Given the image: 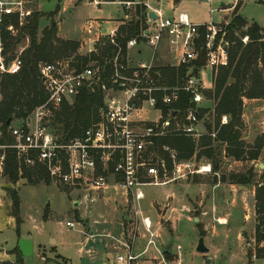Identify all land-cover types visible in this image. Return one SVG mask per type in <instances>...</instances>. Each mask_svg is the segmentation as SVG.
<instances>
[{"label":"built area","instance_id":"2783aa9c","mask_svg":"<svg viewBox=\"0 0 264 264\" xmlns=\"http://www.w3.org/2000/svg\"><path fill=\"white\" fill-rule=\"evenodd\" d=\"M164 1L118 2L126 21H131L129 15L135 13L136 7L144 9L145 17V29L126 42L124 52L116 42L118 28L103 32V22L96 26L86 23L84 32L88 40L84 56L96 53L97 46L108 45L115 49L109 59H103L109 66L106 82L102 75L105 69L95 64L77 70L73 59L41 63L38 75L46 101L25 120L12 121L5 134L0 126V177L4 176L7 151H12L19 166H42L51 181L63 188L83 192L84 199L90 194L112 193L124 201L135 233L143 229L148 237L143 252L134 255L131 246L136 235L122 233L115 241L123 249L117 256V264H134L149 248L157 250L154 240L157 234L152 231L150 218L144 216L141 209L145 200L143 188L187 182L193 177L216 176L208 161L197 160L195 155L180 160L175 149L158 145L156 141L181 135L197 142L205 135L199 130L203 123L199 112L204 109L203 92L206 90L201 73L209 69L215 74L219 68L227 67L228 43L224 30L230 23L220 25L212 21L215 13L224 11L219 6L212 7L217 0H206L210 21L201 26L192 24L185 13L166 17L162 11ZM174 1L167 0L173 4ZM238 2L230 0L229 4L236 7ZM91 4L97 7L102 1L92 0ZM150 12L154 14L153 19L148 16ZM13 14L22 23L29 12L24 9L22 0H0V22L3 15ZM200 28L204 31L202 38ZM8 30L13 32L12 27ZM241 42L246 45L248 37L241 38ZM140 48H146L147 52L142 55ZM132 49L137 58L135 64L130 57ZM200 52L204 54L205 64L194 75L193 64L199 60ZM183 66L187 67L184 79L174 85L168 84L163 70L177 71ZM18 69L17 60L5 66L0 58L1 74H14ZM81 91L101 95L97 120L81 137L59 143L51 130L55 115L63 104H71ZM182 94L188 96L190 104L177 110L175 106ZM226 123V118L222 117L220 124ZM209 136L214 139L216 133ZM217 223L222 224L220 220ZM65 225L74 228L73 223ZM256 247L264 250V241L258 246L255 244ZM252 259H255L254 253ZM0 264H17V261L4 253L0 255Z\"/></svg>","mask_w":264,"mask_h":264},{"label":"rangeland","instance_id":"374dc122","mask_svg":"<svg viewBox=\"0 0 264 264\" xmlns=\"http://www.w3.org/2000/svg\"><path fill=\"white\" fill-rule=\"evenodd\" d=\"M229 1L217 0L212 6L224 10L212 16L214 23L229 24L234 17H240L247 22L243 30L251 24L264 28V0H239L236 7ZM22 2L29 13L43 14L38 38L52 23L59 40L75 41L82 37L79 29L87 20L114 22L122 17V8L116 3L107 2L96 7L90 4L92 0ZM165 2L167 0L163 3L165 16L171 17L172 9ZM56 9L58 12L49 16ZM133 13L129 17L133 18ZM178 13H186L194 25L210 21L206 0H181ZM109 26L104 24L101 30L105 32L113 25ZM27 45L28 41H24L17 48L18 55ZM130 57L134 58V49ZM134 60L133 64L137 58ZM204 80L206 84L211 82L210 71L205 72ZM243 102L240 135L241 140L251 146L264 134V101ZM260 165H264V150L256 162H234L222 157L216 176L196 180L193 177L187 182L143 188L145 200L141 209L144 216L150 218L152 231L157 234L154 239L157 250L149 248L134 264H264V259L248 257L249 252L255 253L259 226L253 209L255 187H238L220 181L223 175L244 173L251 167L259 174L263 170ZM213 178L216 183L210 184ZM11 190L19 200L18 227L12 216ZM83 195L79 190L63 188L54 181L31 184L20 179L12 185L4 174L0 177V255L6 253L15 257L17 240L25 239L32 242V254L23 258L22 264H117V256L123 249L115 241L122 233L136 235L131 246L134 255L144 250L148 236L143 229L135 233L131 221L125 220L126 210L118 197L112 193H98L84 199ZM92 197L94 201H90ZM75 203L77 207H73ZM218 220L222 224H218ZM66 222L73 223L74 228L66 227ZM197 224L205 233L203 243L208 250L205 254L196 251L200 238ZM15 229H18V237ZM165 250L169 251L167 259Z\"/></svg>","mask_w":264,"mask_h":264},{"label":"trees","instance_id":"16d2710c","mask_svg":"<svg viewBox=\"0 0 264 264\" xmlns=\"http://www.w3.org/2000/svg\"><path fill=\"white\" fill-rule=\"evenodd\" d=\"M141 2L143 0H107L114 2ZM176 1V0H175ZM174 1V3H176ZM56 9L52 16L58 12ZM43 14L30 12L22 23L16 15H3L0 22V58L5 66L17 60L19 69L14 74H0V126L3 134L6 132L5 124L12 121L25 120L32 111L46 101L41 81L38 75V65L66 59H73L76 69L82 70L90 64H95L105 69L103 81L106 82L109 74V66L103 59H109L113 47L108 45L97 46L96 53L88 56L77 54V44L62 41L57 38V29L52 23L43 29L41 38H38L39 22ZM247 22L240 17H234L225 28V41L228 43L227 67L219 68L214 74L213 87L210 91H204L203 95L208 104L199 112V119L205 124V135L197 142L184 136H173L158 139V145H166L177 151L180 160H188L193 155L197 160L205 159L217 172L221 165L222 157L232 159L234 162H256L264 150V134L248 146L241 140L240 129L243 126L242 115L244 104L247 101H264V28L251 24L246 30ZM12 27V31L8 28ZM145 29L144 9L136 7L132 20L118 27L117 45L123 50L130 39L136 38ZM202 38L203 28L199 29ZM248 37V43L242 44L241 38ZM200 38L199 41L202 39ZM28 41L26 48L18 55L17 48ZM205 64L204 54L200 52L199 60L193 64V74ZM186 66L174 70H163L167 75V83L174 85L184 79ZM102 104L101 95L98 92L89 93L81 91L71 104H63L56 113L51 130L57 137V141L68 142L79 138L85 130L97 120V110ZM188 96L182 94V98L175 106L181 110L188 106ZM227 117V123L221 125L222 117ZM204 119H206L204 121ZM216 133L214 139L209 135ZM10 141V139H8ZM5 177L15 185L20 179H25L31 184L40 181L51 182L45 169L40 165L32 168L19 166L12 151H7ZM200 177H194L198 179ZM257 178V180H256ZM194 180V181H195ZM221 182L237 185L238 187L254 186V214L258 222L255 236L256 246L264 241V169L255 172L254 167L247 168L244 173L221 176ZM213 178L210 184H215ZM12 216L18 227L19 200L14 190H11ZM199 237L204 238L205 233L197 224ZM15 234L19 236L18 229ZM17 264H22V256L17 247L14 250ZM166 259L169 251L164 252ZM255 259H264V250L255 248ZM253 253H248L251 259Z\"/></svg>","mask_w":264,"mask_h":264},{"label":"crops","instance_id":"0c3cea01","mask_svg":"<svg viewBox=\"0 0 264 264\" xmlns=\"http://www.w3.org/2000/svg\"><path fill=\"white\" fill-rule=\"evenodd\" d=\"M180 2H181V0H179V2L176 4V3H171V2H166L165 4H167L168 6H170V8L172 9V12H173V14L171 15V17H175L177 14H179L178 13V5L180 4ZM118 4V2H114V4ZM91 4V3H90ZM102 4H107V2H102ZM102 4H100L99 6H97V7H100ZM110 4H113V3H110ZM121 7V6H120ZM122 8V7H121ZM164 7H162V11H163V13H164V9H163ZM64 11V10H63ZM122 11V17L120 18V19H118V20H116V21H114V22H111V21H105V22H103V21H100V22H103V24L102 25H110V24H112L113 26H112V28H118L119 26H121V25H123V24H125V23H127L128 21H126L125 19V14H124V12H123V10H121ZM165 14V13H164ZM186 14V13H185ZM188 16V15H187ZM130 18V17H129ZM132 18V17H131ZM188 18H189V16H188ZM132 20V19H131ZM189 20H190V22H191V19L189 18ZM88 22H90L91 23V25L92 26H96V24L98 23V21H89V20H87L81 27H80V29L79 30H81V35H82V37L80 38V39H78V40H75V41H73V40H67L68 42H73V43H76L77 44V54L79 55V56H84V53H85V50H87V47H86V42H87V40H88V36L85 34V32H84V27H85V24L86 23H88ZM193 23V22H192ZM194 24V23H193ZM202 24V23H201ZM110 27V26H109ZM108 27V28H109ZM94 29H96V28H94ZM64 41V40H63ZM141 49V53H142V55L143 54H145V52H147V49L146 48H140ZM143 49H145L146 51H144ZM133 64V63H132ZM210 71L209 69H205V70H203L202 71V73H201V79H202V82H203V85H204V87H205V91H210L211 89H212V87H213V78H214V74H213V72L212 71H210V73H211V82L209 83V84H206V82H205V80H204V76H205V72L206 71ZM243 101H246V102H255V101H247V100H243ZM244 103V102H243ZM206 104H208V100L205 98V102H204V107H206ZM224 117V116H223ZM226 118V120H227V117H225ZM228 121V120H227ZM199 130H200V132L204 135L205 134V124H201V125H199ZM205 160V159H204ZM113 196H115V195H113ZM116 197H118V199H120L121 200V205H122V207L126 210V213H124L125 215V220L127 221L128 220V216H127V209H126V207H125V204H124V201L119 197V196H116ZM116 240H119V239H116ZM116 243V242H115ZM116 245H117V243H116ZM143 252V251H142ZM141 253V252H140ZM140 253H138V254H140Z\"/></svg>","mask_w":264,"mask_h":264},{"label":"water","instance_id":"95a60500","mask_svg":"<svg viewBox=\"0 0 264 264\" xmlns=\"http://www.w3.org/2000/svg\"><path fill=\"white\" fill-rule=\"evenodd\" d=\"M148 16H149V18H152V19L154 18V14L152 12H150ZM11 122H12V120L9 119L5 124V128H8L10 126ZM260 167L262 169H264V165H260ZM77 205L78 204L75 203L73 205V207H77ZM194 220L197 221L196 219H194ZM262 232H264V228L262 229ZM16 247H17L18 251L20 252L22 258H27L32 254V242L29 240L18 239ZM196 251L200 254H205L208 252L207 248L204 246L203 238H199Z\"/></svg>","mask_w":264,"mask_h":264}]
</instances>
